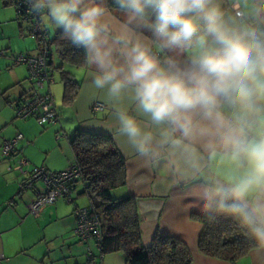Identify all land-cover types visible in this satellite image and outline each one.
I'll return each instance as SVG.
<instances>
[{
    "label": "clouds",
    "instance_id": "1",
    "mask_svg": "<svg viewBox=\"0 0 264 264\" xmlns=\"http://www.w3.org/2000/svg\"><path fill=\"white\" fill-rule=\"evenodd\" d=\"M28 3L83 49L123 149L166 147L201 177V213L264 248V0Z\"/></svg>",
    "mask_w": 264,
    "mask_h": 264
},
{
    "label": "crops",
    "instance_id": "2",
    "mask_svg": "<svg viewBox=\"0 0 264 264\" xmlns=\"http://www.w3.org/2000/svg\"><path fill=\"white\" fill-rule=\"evenodd\" d=\"M39 24L47 31L49 39L59 31L46 15L40 16ZM39 50L29 24L18 18L13 1L0 0V264H89L87 247L92 248L93 243L81 241L73 234L74 208L90 205L81 181L74 184L68 197L58 198L33 214L29 204L43 192L44 185L38 181L31 189L20 191L24 173L17 163L19 157H24L29 161L24 170L34 166L48 171L64 170L70 162H75L69 141L76 130L110 136L125 158L126 181L113 191V196L135 197L144 247H148L158 233L181 240L191 252L192 264H264V248L261 247L252 249L235 263L199 251L198 237L203 224L195 216H203L196 199V183L201 177L187 169L166 147L147 160L123 149L111 127L110 106L103 94L98 95L91 88L83 66L64 65L78 83L76 97L71 103H65L63 82L56 68L60 61L55 53L49 58L53 77L49 90L54 103L56 97L61 104L59 108L56 106V123L42 127L34 117H17L15 104L29 91L30 83L26 65L16 63L14 56L35 55ZM97 102L103 107L94 110L92 107ZM18 133L22 138L16 153L3 156L2 143ZM95 261L96 264H124L125 260L121 253L114 252L95 255Z\"/></svg>",
    "mask_w": 264,
    "mask_h": 264
},
{
    "label": "trees",
    "instance_id": "3",
    "mask_svg": "<svg viewBox=\"0 0 264 264\" xmlns=\"http://www.w3.org/2000/svg\"><path fill=\"white\" fill-rule=\"evenodd\" d=\"M47 43L49 58L55 53L60 61L56 68L64 86V101L71 103L77 95L78 83L64 65L83 66L84 51L73 47L59 31L53 38H47ZM69 145L81 171L83 192L100 219V256L118 252L123 255L124 264H192L191 252L177 238L156 233L151 244L143 246L135 197L113 196V191L125 184L126 161L110 136L76 130ZM195 218L203 224L198 249L206 256L235 263L260 247L230 218L215 222L204 215Z\"/></svg>",
    "mask_w": 264,
    "mask_h": 264
},
{
    "label": "built area",
    "instance_id": "4",
    "mask_svg": "<svg viewBox=\"0 0 264 264\" xmlns=\"http://www.w3.org/2000/svg\"><path fill=\"white\" fill-rule=\"evenodd\" d=\"M18 17L29 24L30 33L33 35L40 46L37 54L31 55L19 53L14 56L16 63L26 65L28 69L29 91L24 94L15 104V114L19 118L34 117L40 126L56 123L58 114L53 96L49 86L53 83L48 61L50 49L47 43V31L39 24L41 15H36L31 11L28 0H12ZM47 87L46 91L43 89ZM103 104L97 102L93 109H99ZM61 135H58L60 137ZM22 138L18 133L10 140L2 143L1 153L5 157L14 155L17 151V144ZM19 170L24 173L20 183V191H26L34 187L35 183L41 181L44 185L43 192L35 197L29 204V210L33 214H38L43 206L53 203L61 197H68L72 187L81 181V171L76 162H70L67 168L61 171H48L45 167L34 166L29 170H24L29 161L24 157L17 160ZM82 187L84 184L81 182ZM75 224L73 227L74 236L85 242H92L93 247H87V259L89 264H96L95 255H99L100 242L102 239L101 223L97 213L91 208L75 207L73 211Z\"/></svg>",
    "mask_w": 264,
    "mask_h": 264
},
{
    "label": "rangeland",
    "instance_id": "5",
    "mask_svg": "<svg viewBox=\"0 0 264 264\" xmlns=\"http://www.w3.org/2000/svg\"><path fill=\"white\" fill-rule=\"evenodd\" d=\"M55 75H56V74H55ZM55 78H56V82L59 83L60 81H59V79L57 78V76H55ZM55 99H56V100H55V101H56L55 104H56L57 108L61 107V104H60V101L58 100V98L55 97ZM69 151H70V150H69ZM70 153H71V151H70ZM69 157H71V154H69Z\"/></svg>",
    "mask_w": 264,
    "mask_h": 264
}]
</instances>
